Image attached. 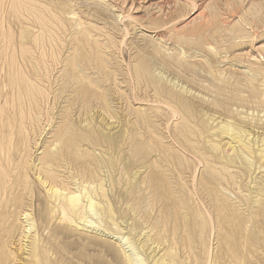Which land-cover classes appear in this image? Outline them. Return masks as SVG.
Segmentation results:
<instances>
[{"label":"rangeland","instance_id":"1","mask_svg":"<svg viewBox=\"0 0 264 264\" xmlns=\"http://www.w3.org/2000/svg\"><path fill=\"white\" fill-rule=\"evenodd\" d=\"M0 264H264V0H0Z\"/></svg>","mask_w":264,"mask_h":264}]
</instances>
